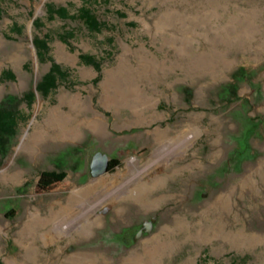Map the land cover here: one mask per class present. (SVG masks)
I'll return each mask as SVG.
<instances>
[{"label":"rangeland","instance_id":"rangeland-1","mask_svg":"<svg viewBox=\"0 0 264 264\" xmlns=\"http://www.w3.org/2000/svg\"><path fill=\"white\" fill-rule=\"evenodd\" d=\"M10 97L21 102L0 164V264H264V0H0V103ZM91 107L104 133L84 124L32 154L46 124ZM98 151L119 163L93 176ZM53 169L67 176L37 191ZM103 177L101 192L133 190L101 204L89 234H21Z\"/></svg>","mask_w":264,"mask_h":264},{"label":"bare ground","instance_id":"bare-ground-1","mask_svg":"<svg viewBox=\"0 0 264 264\" xmlns=\"http://www.w3.org/2000/svg\"><path fill=\"white\" fill-rule=\"evenodd\" d=\"M121 93L122 92H119L117 90L115 92L114 90V94L112 95V98L114 99V102L116 103V105L118 102L117 101L118 98L124 97L122 96ZM57 116H59L58 113H57ZM74 119L75 118H71V117L70 118L64 117V119L63 118L59 119V121L56 124L54 125L52 124L53 126H51L55 128L54 133H51L52 128L49 126L50 124L49 123H48L49 125L46 124L44 129L41 131V133L37 134L33 140V146L31 149L33 152L32 154L39 153V151H41L44 148V146L48 144L50 141L52 142L54 141L55 143V142L64 141L67 139L78 138L82 132V126L84 124L88 125L96 132L104 133V128H105L104 119L99 114V112L94 110L92 107H91V114L87 118H84V119L79 118L75 122H73ZM191 137L192 135L187 134L186 132L184 135H181L180 138L182 140V151L180 152V154H183V152L187 149V146L191 140ZM172 158L173 157L165 158V159L156 158L153 163L155 165H164V164L171 162ZM133 160L135 161L136 157L132 158L129 161L128 166H127L128 171L134 168ZM132 161L133 163H131ZM150 167H151V164H149V166H146L140 169L139 174L143 175V173L147 171ZM19 174H21V172L16 171L15 173L6 175L5 179L10 178L11 180H16ZM125 174L126 172L120 173L122 177H125ZM106 178L107 177H103V178L93 180L87 187H84V188H74L70 192V194L67 195L66 197L57 198L53 201L50 200L51 202L48 204L47 210H45L44 212H41V210H39L36 213L34 212L32 216H29L27 219L23 221V228L21 227L22 228L21 234H24V233L26 234L29 230L31 232L33 231V228L35 229V227L45 228L47 230L46 232H50V233L51 232L59 233L61 231L66 234H72L73 231H76L77 234H80V235L89 234L91 232V229L95 227L98 221L100 220V217L97 216L98 215L97 209L99 208V206L108 200L116 201V200H120L121 198H126V196H128V194H130V192H132L133 190L132 181L128 180V181H124V183H122L121 185H118L116 188L112 187L114 185L113 183H112L113 184L112 186L106 185L104 192H101L100 190H98V187L101 186V184L103 183L104 180H106ZM2 230H3V224H0V231ZM59 237H60V234H59ZM72 258H73V255H72Z\"/></svg>","mask_w":264,"mask_h":264},{"label":"trees","instance_id":"trees-1","mask_svg":"<svg viewBox=\"0 0 264 264\" xmlns=\"http://www.w3.org/2000/svg\"><path fill=\"white\" fill-rule=\"evenodd\" d=\"M55 8L51 7L50 12L51 14L54 12L61 13L65 15L67 13L66 7L64 6H58L55 10ZM88 15L87 11H84ZM89 19V21H93L90 19V17H86ZM37 47L39 49V52L46 51L48 49V45L46 40L38 39L36 40ZM52 72H49L46 74L45 79L39 83V87L42 89V87L46 86L48 84H52L54 79L52 78ZM48 81V82H47ZM31 95V94H30ZM21 102V99H17L16 101H13V99L6 98L0 103V164L2 163L3 158L8 152V147L10 144V139L16 135L17 132V123L18 119L16 116L17 106ZM119 163V160L114 158L112 160V163L110 165L109 169H112L114 166H116ZM67 176L66 170H44L41 174V178L37 183L36 190L42 191L46 189H52L54 188L60 181H62Z\"/></svg>","mask_w":264,"mask_h":264},{"label":"water","instance_id":"water-1","mask_svg":"<svg viewBox=\"0 0 264 264\" xmlns=\"http://www.w3.org/2000/svg\"><path fill=\"white\" fill-rule=\"evenodd\" d=\"M110 168V157L107 153L98 151L91 162V172L93 176H99Z\"/></svg>","mask_w":264,"mask_h":264},{"label":"flooded vegetation","instance_id":"flooded-vegetation-1","mask_svg":"<svg viewBox=\"0 0 264 264\" xmlns=\"http://www.w3.org/2000/svg\"><path fill=\"white\" fill-rule=\"evenodd\" d=\"M113 159H114V158H110V165H111Z\"/></svg>","mask_w":264,"mask_h":264}]
</instances>
